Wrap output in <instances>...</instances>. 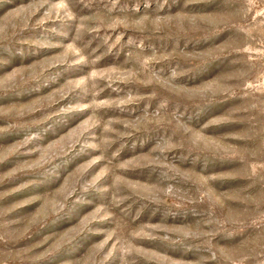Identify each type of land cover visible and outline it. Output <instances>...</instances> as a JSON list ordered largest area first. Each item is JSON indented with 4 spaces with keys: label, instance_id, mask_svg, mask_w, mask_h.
<instances>
[{
    "label": "rangeland",
    "instance_id": "1",
    "mask_svg": "<svg viewBox=\"0 0 264 264\" xmlns=\"http://www.w3.org/2000/svg\"><path fill=\"white\" fill-rule=\"evenodd\" d=\"M0 264H264V0H0Z\"/></svg>",
    "mask_w": 264,
    "mask_h": 264
}]
</instances>
